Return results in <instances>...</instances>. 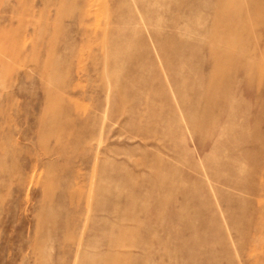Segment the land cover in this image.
Segmentation results:
<instances>
[{
  "label": "rangeland",
  "instance_id": "374dc122",
  "mask_svg": "<svg viewBox=\"0 0 264 264\" xmlns=\"http://www.w3.org/2000/svg\"><path fill=\"white\" fill-rule=\"evenodd\" d=\"M0 264H264V0H0Z\"/></svg>",
  "mask_w": 264,
  "mask_h": 264
}]
</instances>
